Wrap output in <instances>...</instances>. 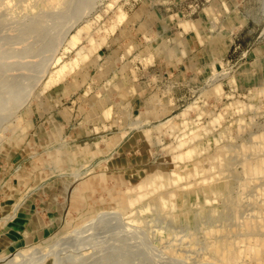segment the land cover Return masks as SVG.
<instances>
[{"label":"rangeland","instance_id":"obj_1","mask_svg":"<svg viewBox=\"0 0 264 264\" xmlns=\"http://www.w3.org/2000/svg\"><path fill=\"white\" fill-rule=\"evenodd\" d=\"M1 1L9 10H0V164L12 165L11 154L53 109L46 93H62L55 104L70 106L63 116L76 115L70 123L86 128L88 137L69 141L60 134L31 147L26 161L0 178V226L26 207L44 227L0 255L46 247L101 213V225L86 229L87 236L73 234L44 264H250L251 249L237 240L264 232V173L245 169L264 158V0H58L55 11L43 8V0ZM120 10L125 19L104 33ZM85 23L90 35L83 32L77 46L104 33L103 47L37 97L53 58L73 57L65 45ZM107 107L111 116L103 119ZM134 120L144 122L132 126ZM8 125L18 128L9 132ZM114 135L119 141L109 145ZM189 148L197 154L181 157ZM171 171L184 181L147 196L130 214L126 189L153 175L171 180ZM159 197L170 205L162 208ZM213 237L223 241L224 260L215 259ZM234 248L245 253L227 254Z\"/></svg>","mask_w":264,"mask_h":264},{"label":"bare ground","instance_id":"obj_2","mask_svg":"<svg viewBox=\"0 0 264 264\" xmlns=\"http://www.w3.org/2000/svg\"><path fill=\"white\" fill-rule=\"evenodd\" d=\"M3 1V0H2ZM1 1V2H2ZM9 1V0H8ZM40 1V0H38ZM57 1L58 0H43L42 3L45 5L43 6V8L45 7H48L50 6V8L48 10H51L52 7L51 5L55 4L57 5ZM61 1V0H59ZM63 1V0H62ZM4 2V1H3ZM3 2H2V5L0 3V10H3L2 9V6H3ZM7 2V1H6ZM16 2V1H15ZM36 3V0L34 1ZM33 2V3H34ZM65 2V0L63 1ZM41 3V2H40ZM10 5V2L7 3ZM22 4V3H21ZM27 4V3H25ZM60 4V2H59ZM5 5V3H4ZM13 6V5H11ZM22 6V5H21ZM24 6V5H23ZM30 6V5H29ZM28 6V7H29ZM34 6V5H33ZM59 6V5H58ZM14 8L15 5L13 6ZM55 7V6H54ZM7 8H10L9 6H7ZM60 8V7H58ZM13 9V8H12ZM30 9H32L30 7ZM5 10V9H4ZM3 10V11H4ZM9 10V9H7ZM5 10V11H7ZM40 10H44V9H40ZM39 10V11H40ZM47 10V8H46ZM45 10V11H46ZM53 10V9H52ZM57 10V9H56ZM105 10V9H104ZM55 11V8L54 10ZM60 11V10H59ZM17 12V11H16ZM43 12V11H42ZM217 12V11H216ZM55 13V12H54ZM112 13V12H111ZM5 14L7 15L8 13L5 12ZM18 14V13H17ZM5 15V16H6ZM116 15V14H115ZM127 14H125V12L123 11H119L118 14L116 15V18L110 23V25L108 27H103L101 30L107 32L109 30L113 31V29L115 28L116 29V26L121 23L122 20L125 19ZM220 15V14H219ZM12 16V15H11ZM50 16V15H49ZM132 16V15H131ZM99 17V16H98ZM97 17V18H98ZM96 18V17H95ZM48 19V17H47ZM50 19V17H49ZM108 21V20H107ZM68 22V21H67ZM70 23V22H69ZM107 23V22H106ZM109 23V22H108ZM67 26V25H66ZM78 27V26H77ZM91 23H85L84 25H82L81 27H79L74 33L73 35L69 38L68 42L64 43L65 45V53L70 51V50H75L73 53V57L70 58L68 61H63L62 60V56L63 54H61L59 57H55V59L53 58V64H54V69L53 71L39 84L40 88L37 90H35L34 92H38L37 94V97L44 94L46 91H48L49 89L61 84L62 82H64L65 78L68 77L70 74H72L81 64L83 65V63L88 60L92 55L93 53L102 45L103 47V43L105 41V36H104V33L103 32H100V34L103 33V35H101V37H89L88 40H86V45H81V46H77V44L80 42L81 40V37H82V34H86V37H88L90 35V28H91ZM92 30V29H91ZM74 31V30H73ZM94 31V30H93ZM84 32V33H83ZM95 32V31H94ZM98 28H97V31H96V34L98 33ZM84 34V35H85ZM83 35V36H84ZM99 35V33H98ZM60 37V36H59ZM64 40V39H63ZM162 45V42L160 43ZM163 44L165 45V42H163ZM181 45H184L186 46L185 48L188 49V45L185 44V43H182ZM209 47V46H208ZM159 50V49H158ZM212 50V49H211ZM63 52V51H62ZM148 54V53H147ZM149 55V54H148ZM147 55V60H150L148 59ZM48 56V55H47ZM150 56V55H149ZM151 57V56H150ZM141 58V57H140ZM140 58H139V61H140ZM132 60V59H131ZM144 61V60H143ZM145 62V61H144ZM151 62V60H150ZM149 63V62H147ZM146 64V62H145ZM211 65V64H210ZM213 66V65H212ZM213 68V67H212ZM43 70V69H42ZM51 71V70H50ZM221 73V72H220ZM222 74V73H221ZM227 75V74H226ZM152 76V75H151ZM121 79V78H120ZM110 80V79H109ZM107 82V81H106ZM110 82V81H108ZM132 82V81H131ZM36 84V82L34 83ZM130 84V83H129ZM230 84V83H229ZM32 86V85H31ZM35 87V86H33ZM70 87V86H69ZM127 87V86H126ZM72 88V87H71ZM137 88V87H136ZM64 89V88H63ZM232 89H233V86H232ZM235 90V89H234ZM63 91V90H62ZM22 92V91H21ZM33 92V93H34ZM28 93V92H27ZM32 93V92H31ZM65 93V92H64ZM252 93V92H251ZM237 94V93H236ZM131 95V94H130ZM96 96V95H94ZM27 96H25V99H26ZM126 97V96H125ZM33 98V97H32ZM229 100V99H228ZM234 100V99H232ZM4 103V102H3ZM11 103V102H10ZM161 103V102H160ZM239 103V101H238ZM14 104V103H13ZM19 104V102H18ZM17 104V105H18ZM168 104V103H167ZM5 105V104H4ZM237 105V104H236ZM20 106V104H19ZM239 106V105H238ZM16 107V106H14ZM70 107V106H69ZM164 107V106H163ZM166 107V106H165ZM237 107V106H236ZM8 108V107H7ZM20 108V107H19ZM235 108V107H234ZM241 108V107H240ZM5 109V108H4ZM12 108H10V110L8 109V111H11ZM15 108H13L14 110ZM12 110V112H14ZM18 110V109H17ZM69 110V108H68ZM170 110V109H169ZM234 110V109H233ZM6 111V110H5ZM11 114V112H8V114ZM235 113V112H234ZM6 114V113H5ZM160 114V113H159ZM13 115V114H12ZM111 116V114L108 113V116ZM13 117V116H12ZM86 117V115H85ZM10 118V117H9ZM136 118V117H135ZM6 119V117H5ZM1 121V120H0ZM3 121V120H2ZM10 121V120H9ZM135 121V120H134ZM148 121V120H147ZM133 122V121H132ZM142 122H144L143 120H136L134 123H132V126L135 125V124H143ZM21 123V122H20ZM188 124V123H187ZM19 125V124H17ZM131 125V122L130 124ZM6 127V126H5ZM114 127V126H112ZM18 126H10L8 125L6 127V131H9V132H13L15 129H17ZM93 128V127H92ZM96 128V127H95ZM101 130H102V127L100 126ZM116 128V127H115ZM131 128V127H130ZM159 128V127H158ZM170 128V127H169ZM114 129V128H113ZM135 129V128H134ZM94 130V129H93ZM87 131V130H86ZM97 132V131H96ZM125 132V131H124ZM127 132V131H126ZM200 134L196 133L195 136H200L202 131L200 130L199 131ZM225 132V131H224ZM1 133V132H0ZM87 133V132H86ZM92 133V132H91ZM7 134V132H6ZM117 134V133H116ZM124 134V133H123ZM153 134V133H152ZM126 135V133L124 134ZM264 135V134H262ZM261 135V136H262ZM1 136V134H0ZM8 136V135H7ZM6 136V137H7ZM115 136V135H114ZM123 137V135L121 136ZM232 137V136H231ZM5 137H3L4 139ZM2 139V140H3ZM260 139V138H259ZM261 139H264V137H261ZM60 140V139H59ZM251 140V139H250ZM117 141H119L118 138L115 137H112L109 139V145H115L117 143ZM187 141H191V138H188V139H185V140H181L180 143L178 144L177 148H181V147H184L186 145L185 142ZM264 141V140H262ZM95 143V142H94ZM103 143V142H102ZM212 144V141L211 140H206L204 142V145L203 147L205 149H209L210 146ZM253 144V142H252ZM91 145V144H90ZM98 145V144H97ZM108 145V146H109ZM63 146V145H62ZM70 146V145H69ZM94 146V145H93ZM103 146V145H102ZM96 147V146H94ZM262 147V146H260ZM108 148V147H107ZM258 148V145L257 147H255V150ZM58 149V148H57ZM60 149V148H59ZM58 149V150H59ZM77 149V148H76ZM87 149V148H86ZM251 149V148H250ZM253 149V148H252ZM260 148H258L259 150ZM85 148L83 149H80L79 151L75 152V154L77 155H82V153H85ZM54 152V151H53ZM60 152V151H59ZM109 152V151H108ZM255 153V152H253ZM257 153V152H256ZM52 154V153H51ZM62 154V153H61ZM71 154V153H70ZM197 154V150L195 148H189V149H186V151L181 155V157H185V158H190V157H193ZM56 155V154H54ZM175 155V154H174ZM74 156V155H73ZM61 157V156H60ZM85 157V156H84ZM201 157V156H200ZM57 158V157H56ZM92 159V158H91ZM171 159V158H170ZM59 161V160H58ZM87 161V160H86ZM192 161V160H191ZM89 162V161H88ZM248 162V161H247ZM253 162V161H252ZM250 161V163H248V165L246 166V171L250 172V173H256V172H261V173H264L262 171H264V158H258L256 159V161L254 162V164H251L252 163ZM67 163V162H66ZM172 163V162H171ZM174 163V162H173ZM185 163V162H184ZM199 163V162H198ZM87 164V163H86ZM84 164V166L86 165ZM247 164V163H246ZM75 165V164H74ZM83 165V164H82ZM187 166V165H186ZM65 168V166H63ZM83 167V166H82ZM70 168V167H69ZM81 168V167H80ZM72 169V168H71ZM69 169V170H71ZM196 169V168H195ZM85 170V169H84ZM199 170V168H198ZM245 171V172H246ZM95 172V171H94ZM172 172V175L174 176L171 180H168L167 178L164 179L163 176H161L160 174L154 176L153 177H147L143 180H140L138 183H136L135 185L133 186H130L128 189H126V198H125V201H126V204L129 208V212L130 214L133 213V211H137L138 210V205L139 203L142 202V200L144 198H146L147 196L150 197V195L154 192H156L157 190L159 189H162V188H166L167 185H171L173 184V186H177L176 184H178L181 180H183L184 178L179 176L178 173L174 174L173 172L175 171H171ZM204 172V171H203ZM75 173V172H73ZM89 173V172H88ZM72 174V170L70 172V175ZM77 174V173H76ZM153 174V173H152ZM192 174V173H191ZM186 175V174H184ZM75 176V175H74ZM78 175H76V177H73V181L74 182H71L69 185H68V189H67V195H66V199L68 198L67 196L70 195L72 196L74 193L72 192V189H71V186L76 184V182L80 179L77 177ZM81 176V175H80ZM85 176V175H84ZM83 176V177H84ZM190 175H188L186 178H189ZM75 178H78V179H75ZM186 178H185V181H186ZM106 181V180H105ZM184 181V180H183ZM70 182V181H69ZM187 182V181H186ZM80 183V182H79ZM244 184V183H243ZM172 186V185H171ZM76 188V187H75ZM170 188V187H169ZM174 188V187H173ZM122 191V190H121ZM160 191V190H159ZM162 191V190H161ZM164 191V190H163ZM65 192V191H64ZM73 193V194H72ZM72 194V195H71ZM153 195V194H152ZM120 196V195H119ZM122 196V195H121ZM125 196V195H124ZM154 196V195H153ZM123 197V196H122ZM121 198V197H120ZM123 199V198H121ZM147 200V199H146ZM145 200V201H146ZM162 208L164 207H167L168 206V202L164 199V197H159L158 199V202H157ZM170 205V204H169ZM140 206V205H139ZM144 207V206H143ZM142 207V208H143ZM146 207L147 209L150 208V205H148V203L146 204ZM143 208V209H146ZM140 208V207H139ZM155 208V207H154ZM141 210V208H140ZM143 212V210H142ZM115 215V214H114ZM120 216V215H119ZM262 216V215H260ZM101 217H103V215L100 214H97V219L96 220H93L92 222H89L87 224L83 223L81 224L80 226H77L76 228L70 230V231H67V232H62V233H58L57 236L54 237L53 240H51L47 245L46 247H42V248H39L41 247L42 245L40 246H29L27 245L26 248H23V249H16L14 253H11L7 256H0V264H44L45 261L48 259V257L51 255V251H53L55 248L59 247L60 245H62L63 243H66L68 240H72L71 238L74 237L73 234H76L78 233L77 236H81V233L82 235L86 232V229H88L89 227L91 226H96V225H101ZM118 217V216H117ZM113 219H116V218H113ZM111 221V218L109 219ZM105 222V220H103ZM108 221V220H107ZM114 221V220H113ZM116 221V220H115ZM117 221H121V220H118ZM132 221V220H131ZM126 222V221H125ZM134 222V221H133ZM117 223V222H116ZM121 223V222H120ZM119 223V224H120ZM129 223H131L129 221ZM118 224V223H117ZM122 224V223H121ZM128 224V223H126ZM133 224V223H132ZM89 225V226H88ZM88 226V227H87ZM129 226V225H128ZM132 226V225H130ZM134 226V224H133ZM262 228H264V226H262ZM131 229V228H130ZM240 229V228H239ZM125 230V229H124ZM220 230V229H218ZM236 230V228H235ZM262 230V229H260ZM100 231V230H99ZM89 233V232H88ZM210 235L213 236V231H210L209 232ZM86 234V233H85ZM84 234V235H85ZM242 234V233H241ZM56 235V234H55ZM88 235V234H87ZM85 235V236H87ZM91 235V234H89ZM218 235H219V232H218ZM217 236V234L215 235ZM214 236V237H215ZM92 237V236H91ZM213 237V244H212V247L214 249V253H215V259L221 261V260H224V258L226 257V253H224L222 251V248H221V244L223 243V241H221L220 239H217L218 237H216V239H214ZM222 237V236H221ZM238 237V236H237ZM77 238L76 240H78L79 238L78 237H75ZM74 238V239H75ZM236 238V237H235ZM241 238V237H240ZM238 239L237 241L240 242V240H244L246 242V244L248 245L249 247V250L248 252L251 251L248 253V257H249V261H250V264H264V232H260V233H256V232H250V233H244V235L242 236L241 239ZM234 239V238H233ZM88 240V238H87ZM90 240V238H89ZM235 240V239H234ZM86 241V240H85ZM98 241V240H97ZM87 243V242H86ZM95 243V242H94ZM236 243V242H235ZM79 245V244H78ZM240 251V250H239ZM236 248L232 249L231 250V253H227V254H233L236 257H239L241 255V253H245L240 251L239 252ZM54 254V253H53ZM52 254V255H53ZM177 254V253H176ZM247 254V252H246ZM178 255V254H177ZM237 259V258H236ZM59 260V259H58ZM56 263V262H55Z\"/></svg>","mask_w":264,"mask_h":264},{"label":"crops","instance_id":"obj_3","mask_svg":"<svg viewBox=\"0 0 264 264\" xmlns=\"http://www.w3.org/2000/svg\"><path fill=\"white\" fill-rule=\"evenodd\" d=\"M196 36H198L196 33L191 34L192 39H195ZM183 42L187 44L185 40L182 41V43ZM46 94L47 96L45 99L48 105H51L53 109H48V112H45L42 117L39 116L38 120L36 121V131L34 132L35 134L33 133L29 137V141H27L25 145L21 147L16 153L11 154V158H13V161L12 165L10 166L12 168H17L26 161L25 159L29 157V155L27 154L31 151V147H35L36 145L41 146L40 143L49 141L51 138L55 139V137L59 136L60 134L61 136L62 134H65L66 139L69 141H77L82 138L88 137L86 128L83 130L80 127H74V125L70 123V119H73L74 121L76 120V115L72 116L73 118L71 116H63L64 113L69 114V106H66L65 110L63 108L58 109L57 104H55L58 103V101L60 102L62 93L55 92L53 95H48V93ZM110 111L111 107H107L106 109H104L101 115L103 119L110 118V115L108 116V113L111 114ZM101 127L104 128V125H101ZM10 166H7L6 164H0V178L5 179L6 175L9 173ZM71 189L74 193L76 188L74 185H72ZM9 206L11 207V205ZM16 210L17 208H15V212H13L12 217L7 218L5 220V223L0 226V252H3L9 247L20 243L21 240L26 239V237L30 235H38L41 232L42 228H44L38 219L33 220L34 216L26 207H23L18 211ZM7 215H5L3 218H6ZM3 255L6 254H1L0 256Z\"/></svg>","mask_w":264,"mask_h":264}]
</instances>
